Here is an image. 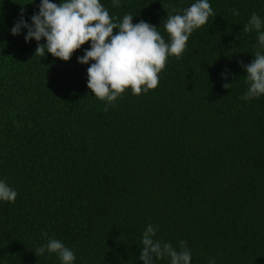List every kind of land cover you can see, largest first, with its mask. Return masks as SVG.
Masks as SVG:
<instances>
[{
	"label": "trees",
	"instance_id": "trees-1",
	"mask_svg": "<svg viewBox=\"0 0 264 264\" xmlns=\"http://www.w3.org/2000/svg\"><path fill=\"white\" fill-rule=\"evenodd\" d=\"M194 2L101 0L117 22L131 13L166 42L167 16ZM209 3L216 15L168 58L158 86L129 88L105 111L87 87L94 61L77 60L90 41L68 61L35 55L27 29L11 28L22 9L31 23L40 0H0V180L18 193L0 201V264H62L35 254L50 237L73 264H143L148 224L154 239L187 241L191 264H264V95L240 98V62L264 52L243 27L254 12L264 19V0Z\"/></svg>",
	"mask_w": 264,
	"mask_h": 264
},
{
	"label": "clouds",
	"instance_id": "clouds-1",
	"mask_svg": "<svg viewBox=\"0 0 264 264\" xmlns=\"http://www.w3.org/2000/svg\"><path fill=\"white\" fill-rule=\"evenodd\" d=\"M119 7L120 0H113ZM39 11L30 17L31 23L24 19V10L11 28L13 35H19L22 28L27 29L25 41L35 39V55L52 56L68 61L72 54L90 41V48L77 57L81 64L94 61L87 68V87L94 96L105 101L104 110L127 89L133 95L147 93L159 84V74L166 68L168 58L179 59L187 48L192 33L207 24L209 17L215 16L209 0H195L189 7L173 9L164 24L169 40L158 31V27L144 20L133 23V14H125L119 22L114 20L101 0H40ZM234 15H239L233 10ZM114 29H118L114 33ZM243 31L257 33L259 49H264V19L252 13ZM42 38L45 43H39ZM254 60L248 64L241 61L246 70L247 91L240 98L249 101L264 95V52L257 50ZM226 78L228 70L221 74ZM232 83L223 84L229 89ZM18 193L5 181L0 180V201L15 202ZM157 228L148 224L143 232L140 260L143 264H156L157 260L170 259V264H191V250L187 241H179V247L169 242L154 239ZM58 255L62 264H73L76 255L59 239L50 237L47 243L35 250V254L45 252ZM209 264H215L214 259Z\"/></svg>",
	"mask_w": 264,
	"mask_h": 264
}]
</instances>
